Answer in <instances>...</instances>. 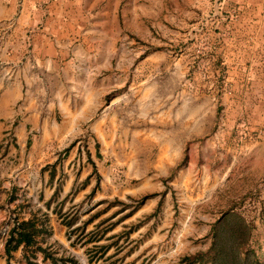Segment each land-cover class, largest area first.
Wrapping results in <instances>:
<instances>
[{"label": "crops", "instance_id": "0c3cea01", "mask_svg": "<svg viewBox=\"0 0 264 264\" xmlns=\"http://www.w3.org/2000/svg\"><path fill=\"white\" fill-rule=\"evenodd\" d=\"M205 30L217 69L226 66L224 86L221 71L213 77L230 94L229 151L256 156L264 146L256 134L264 133V0H0V264H52L45 254L103 264L135 251L134 230L119 239L116 228L171 192L187 205L194 173L205 182L203 201L212 199L217 177L208 162L190 160L189 145L225 137L210 123L204 139L205 107H190L182 50L190 32ZM243 194L260 199L262 189ZM147 195L155 196L121 219ZM241 198L212 223L226 211L245 216ZM116 202L128 208L93 240L99 220L120 210ZM18 234L29 243L8 259L6 242Z\"/></svg>", "mask_w": 264, "mask_h": 264}, {"label": "rangeland", "instance_id": "374dc122", "mask_svg": "<svg viewBox=\"0 0 264 264\" xmlns=\"http://www.w3.org/2000/svg\"><path fill=\"white\" fill-rule=\"evenodd\" d=\"M204 22L209 25L215 22L213 9L209 8L206 11ZM201 32L199 38L196 36V31L190 32L188 40L183 41L182 45L183 54L190 60L189 104L192 107L193 103L198 102L205 107L203 114L206 137L204 139L212 130L210 123L220 124V132L225 139L220 144L205 143L203 139L199 144L197 142L190 143L189 158L198 166L202 163H209L210 170L217 177V193L212 199L203 201L202 194L199 193L205 186V182L198 174L194 173L189 183L191 198L188 204L181 202L178 196L171 192L167 198H162L152 211L138 213L135 220L116 228L120 233L119 239L134 230L133 232L136 233V242L133 245L135 251L133 253L129 250L107 262L103 260V264H181L182 258L193 257L198 253L205 254L202 259L204 264H210L209 256L206 253L211 244L209 228L215 219L214 215L222 207H227L232 203V198L238 196H242L240 203L245 205L243 210L245 217L248 220L259 219V222L254 224L256 228L253 231L252 246L257 252L260 263L264 264V146L263 152L256 156L235 155L229 151L232 143L227 138L231 130L226 128L224 123L229 120V113L226 111L225 105L228 103L230 94L229 91L224 92L220 88L217 89L214 82L216 76L213 77V74L219 67L214 62L219 56L216 41L213 40L209 30ZM168 50L173 51V55H175L178 54L179 49L168 48ZM218 71H221L218 74L222 73L218 82L222 87L226 84L225 82L220 83L227 76L226 66L223 69L219 68ZM220 91L225 96H222ZM195 115L196 112L190 111V118ZM244 130L243 128V134L239 135L246 134ZM256 134L264 135L263 131L262 134L259 131ZM237 146L243 147L244 144ZM253 189H262L260 199L253 195L248 197L249 195L243 194ZM237 202L239 203V201ZM125 218L124 216L121 219ZM113 224L114 222L106 223L103 228H108L107 232H110L113 229L111 227ZM82 239L83 237L80 241ZM125 242L126 240H122L118 247H126ZM111 243L113 242L106 244ZM223 252L227 253L226 250Z\"/></svg>", "mask_w": 264, "mask_h": 264}, {"label": "trees", "instance_id": "16d2710c", "mask_svg": "<svg viewBox=\"0 0 264 264\" xmlns=\"http://www.w3.org/2000/svg\"><path fill=\"white\" fill-rule=\"evenodd\" d=\"M154 196L155 195H147L136 201L132 210L127 213L125 217L131 216L142 204H144L146 200L153 198ZM115 204L121 206L120 210L112 214L111 217L99 220V222L94 226V231L92 234L93 240H99L102 233L108 230V228H103L104 224L108 223V221L112 217L116 216V214L123 212L126 208H128L127 205L121 202H116ZM101 215V211L95 213L90 218L89 222L99 218ZM254 224L255 223L253 220H248L242 212L226 211L222 213L221 216H219V218L211 226V244L206 253L210 259L209 263L261 264L258 259L257 252L252 246L253 231L256 228ZM114 225L115 224L111 225V227ZM16 230L17 227L14 226L11 229L10 234L15 233ZM18 237V240H14L13 236H10L6 242L5 251L8 259L10 258L11 251L15 250L22 240H24L26 244L29 243L27 236L18 234ZM97 248L100 252V246H97ZM223 250H226L227 253H224ZM96 254H94L92 258H98L99 256ZM204 255L205 254L198 253L193 257H184L180 262L181 264H204L202 260ZM45 258H49L52 261V264H57V262L60 264L73 263V260L64 258L63 256L55 259L52 257V255L45 254L44 259Z\"/></svg>", "mask_w": 264, "mask_h": 264}, {"label": "built area", "instance_id": "2783aa9c", "mask_svg": "<svg viewBox=\"0 0 264 264\" xmlns=\"http://www.w3.org/2000/svg\"><path fill=\"white\" fill-rule=\"evenodd\" d=\"M2 232H3V233L7 232V227L3 228V229H2Z\"/></svg>", "mask_w": 264, "mask_h": 264}]
</instances>
